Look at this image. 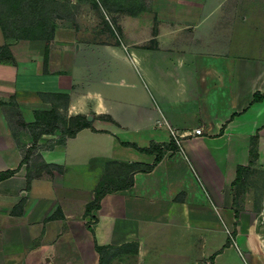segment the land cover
<instances>
[{
  "label": "crops",
  "instance_id": "obj_1",
  "mask_svg": "<svg viewBox=\"0 0 264 264\" xmlns=\"http://www.w3.org/2000/svg\"><path fill=\"white\" fill-rule=\"evenodd\" d=\"M100 5L56 0L50 38L7 37L0 21V171L15 170L0 181V264H100L97 244L133 242L147 263L254 264L264 54L201 2L108 10L115 22ZM78 116L91 125L71 134ZM37 120L55 129L35 139ZM151 144L165 145L157 162ZM122 164L128 182L89 209Z\"/></svg>",
  "mask_w": 264,
  "mask_h": 264
},
{
  "label": "rangeland",
  "instance_id": "obj_2",
  "mask_svg": "<svg viewBox=\"0 0 264 264\" xmlns=\"http://www.w3.org/2000/svg\"><path fill=\"white\" fill-rule=\"evenodd\" d=\"M101 2L100 6H103L109 18L113 21H117V15H112L108 10L120 9L125 15L123 18H129V11L133 9H142L145 7L160 8V7H192L196 3L201 2L205 6H211L214 8V14L210 17L211 22L216 24L224 25L227 30L231 27L233 30V35L235 34L234 41L240 48L249 46L251 56L264 54V0H99ZM188 11V10H187ZM120 16V15H119ZM169 17V16H167ZM190 15H186L185 18H190ZM191 19V18H190ZM107 21L108 18H107ZM205 22V21H204ZM224 27V28H225ZM227 30H222L219 35L226 34ZM121 33V31L118 29ZM241 35V36H240ZM235 47V45H234ZM240 48L235 47V50ZM57 121L59 125H63L66 128L65 118L63 116H58ZM74 126L70 129H75L76 122L78 118H74ZM38 132L39 129H34ZM70 132V130L68 129ZM68 131H64L59 137L68 134ZM178 144V143H177ZM124 164L119 168L110 169L106 179L110 180L109 185L117 186L122 183L128 182L130 179V173L124 172ZM254 176V175H253ZM257 176L255 175L251 179V185L256 186ZM259 178V176H258ZM112 180V181H111ZM108 185V186H109ZM257 214V223L259 235L255 236L254 243L258 244L259 250L253 251L252 262L254 264H263L262 258L264 257V206L260 207ZM247 225L254 224H243L246 228ZM244 228V229H245ZM242 229V228H241ZM245 236V235H244ZM244 238V237H242ZM243 241V240H242ZM136 242L124 244L121 247H115L114 245L103 246L102 260L101 264H156L147 263L145 260H141L140 256L137 255ZM244 245V244H243ZM263 248V249H261ZM187 258H189L187 256ZM213 256L205 257L202 255L200 260H196L191 264H210ZM156 259V257L154 258ZM153 259V260H154ZM161 258H157V260ZM159 264V263H158Z\"/></svg>",
  "mask_w": 264,
  "mask_h": 264
},
{
  "label": "trees",
  "instance_id": "obj_3",
  "mask_svg": "<svg viewBox=\"0 0 264 264\" xmlns=\"http://www.w3.org/2000/svg\"><path fill=\"white\" fill-rule=\"evenodd\" d=\"M56 0H0V21L4 33L7 37L11 38H28V39H37V38H50L52 34V24L51 20L53 17V11ZM262 97V93L257 92L255 94V99H260ZM37 119H48L53 120L55 117L57 118V114L55 111H46V110H38L35 111ZM78 121L76 122L75 129H69L70 133H75L78 129L90 126L91 121L87 120L85 116H78ZM37 120L35 123L30 124L31 130L39 129L38 132H34L35 139L46 131H53L55 129V125L53 122L48 123L47 126H39L40 123ZM256 139L253 142V146L251 147V152L253 155L255 154V145ZM135 145V144H134ZM178 144L174 138L172 143V148H177ZM33 146L32 148H35ZM163 146H157L151 144L150 148H140L145 151L155 150L158 152L155 162L159 161L163 154ZM28 160V155H25L23 158V162ZM154 164L151 165L153 167ZM15 173V170L9 169L5 171H0V181L4 178H7ZM110 180L103 179L97 186V194L96 200L89 206V209L99 205L100 199L103 195L108 191L111 185H109ZM112 181V180H111ZM130 183V182H129ZM109 185V186H108ZM97 250L103 253V246L97 244ZM101 264V263H100Z\"/></svg>",
  "mask_w": 264,
  "mask_h": 264
},
{
  "label": "built area",
  "instance_id": "obj_4",
  "mask_svg": "<svg viewBox=\"0 0 264 264\" xmlns=\"http://www.w3.org/2000/svg\"><path fill=\"white\" fill-rule=\"evenodd\" d=\"M172 132L174 133L173 135H174V138H175L176 142L180 143L181 140H180V138L177 137V132L175 130H172ZM196 132L200 133L201 132V128H196ZM263 217H264V215H263Z\"/></svg>",
  "mask_w": 264,
  "mask_h": 264
}]
</instances>
